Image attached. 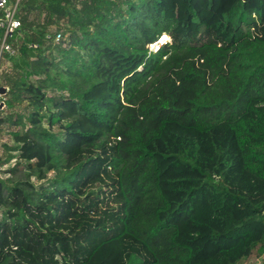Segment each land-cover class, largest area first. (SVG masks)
I'll return each mask as SVG.
<instances>
[{"label":"trees","instance_id":"16d2710c","mask_svg":"<svg viewBox=\"0 0 264 264\" xmlns=\"http://www.w3.org/2000/svg\"><path fill=\"white\" fill-rule=\"evenodd\" d=\"M19 16L0 264L264 255V0H20Z\"/></svg>","mask_w":264,"mask_h":264},{"label":"built area","instance_id":"2783aa9c","mask_svg":"<svg viewBox=\"0 0 264 264\" xmlns=\"http://www.w3.org/2000/svg\"><path fill=\"white\" fill-rule=\"evenodd\" d=\"M20 0H0V60L5 55H18V39L16 34L20 33ZM61 33L57 34V39ZM160 39L152 44L151 49L157 51L162 44ZM1 99V96H0Z\"/></svg>","mask_w":264,"mask_h":264},{"label":"rangeland","instance_id":"374dc122","mask_svg":"<svg viewBox=\"0 0 264 264\" xmlns=\"http://www.w3.org/2000/svg\"><path fill=\"white\" fill-rule=\"evenodd\" d=\"M14 1V0H9ZM64 33V32H63ZM162 42L164 43L166 39L161 38ZM15 72V69L12 65V62L7 60V56H3L0 60V85L5 84L6 77L10 74H13ZM1 87V86H0ZM3 98V96H1ZM4 106V105H3ZM22 106H17L13 109H3L0 111V117L5 118L7 116H10L11 118L14 117L15 112H21ZM14 127L11 126L10 123H0V156L2 159H5L7 157V153L5 152V144H9L14 146L16 143L13 140L12 134L10 133V130ZM15 154V153H13ZM15 163V159H11V161L8 164H5L0 167V176H6L2 170L8 168L9 166H12ZM1 165V164H0ZM21 174V173H20ZM264 263V255L262 257L257 256H251L250 258L241 261L239 264H263Z\"/></svg>","mask_w":264,"mask_h":264},{"label":"water","instance_id":"95a60500","mask_svg":"<svg viewBox=\"0 0 264 264\" xmlns=\"http://www.w3.org/2000/svg\"><path fill=\"white\" fill-rule=\"evenodd\" d=\"M7 93V88L5 87V86H1L0 87V96H3V95H5ZM3 105H4V103H0V108H2L3 107Z\"/></svg>","mask_w":264,"mask_h":264},{"label":"bare ground","instance_id":"6f19581e","mask_svg":"<svg viewBox=\"0 0 264 264\" xmlns=\"http://www.w3.org/2000/svg\"><path fill=\"white\" fill-rule=\"evenodd\" d=\"M169 41V40H168ZM165 42H167V41H165Z\"/></svg>","mask_w":264,"mask_h":264}]
</instances>
